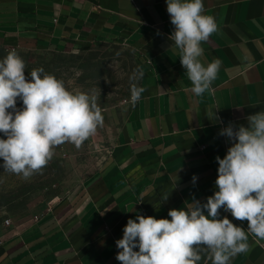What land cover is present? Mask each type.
Masks as SVG:
<instances>
[{
    "label": "crops",
    "instance_id": "1",
    "mask_svg": "<svg viewBox=\"0 0 264 264\" xmlns=\"http://www.w3.org/2000/svg\"><path fill=\"white\" fill-rule=\"evenodd\" d=\"M203 4L218 30L201 43L199 60L221 67L214 91L198 97L170 39L166 0H0V47L71 51L123 40L138 53L145 89L98 169L67 198L6 229L0 264H121L116 241L128 219L170 220V209L218 191L216 157L232 145L221 129L247 127V116L264 111V0ZM219 211L248 235L249 251L229 264H264V240L246 220Z\"/></svg>",
    "mask_w": 264,
    "mask_h": 264
},
{
    "label": "clouds",
    "instance_id": "2",
    "mask_svg": "<svg viewBox=\"0 0 264 264\" xmlns=\"http://www.w3.org/2000/svg\"><path fill=\"white\" fill-rule=\"evenodd\" d=\"M166 3L174 26L170 39L180 51L192 92L198 97L213 92L221 61L204 66L199 57L201 43L218 30L215 18L204 14L203 0ZM25 68L14 51L0 60V133L6 137L0 138V167L27 180L48 164L56 146L68 142L80 148L103 124V115L98 95L69 91L43 68L33 69L28 80ZM142 77L140 69L130 77L133 105L145 91L138 86ZM17 98L22 109H17ZM246 119L247 127L230 123L219 133L232 145L223 159L216 157L218 191L206 203L193 199L184 209H170V220L144 215L128 219L116 241L121 264H198L205 257L206 264H229L249 251L248 235L227 217L218 219L222 208L236 220H246L248 232L264 240V111ZM196 179L194 175L193 183Z\"/></svg>",
    "mask_w": 264,
    "mask_h": 264
},
{
    "label": "rangeland",
    "instance_id": "3",
    "mask_svg": "<svg viewBox=\"0 0 264 264\" xmlns=\"http://www.w3.org/2000/svg\"><path fill=\"white\" fill-rule=\"evenodd\" d=\"M12 49L0 47V60ZM14 49L25 62L28 80L33 69L43 68L62 80L69 91L98 95L103 124L80 148L68 142L56 146L48 164L27 180L0 167V244L9 228L6 220L21 223L44 213L70 196L98 169L113 147L131 104L130 77L140 69L137 51L123 40L91 41L71 51ZM22 108L17 98V109ZM0 138L6 137L0 133Z\"/></svg>",
    "mask_w": 264,
    "mask_h": 264
},
{
    "label": "built area",
    "instance_id": "4",
    "mask_svg": "<svg viewBox=\"0 0 264 264\" xmlns=\"http://www.w3.org/2000/svg\"><path fill=\"white\" fill-rule=\"evenodd\" d=\"M13 51L15 50L14 48L12 49ZM5 225L8 226V227H11L12 223L10 220H6L5 221Z\"/></svg>",
    "mask_w": 264,
    "mask_h": 264
}]
</instances>
